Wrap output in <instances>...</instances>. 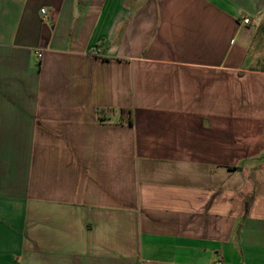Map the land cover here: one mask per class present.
I'll return each mask as SVG.
<instances>
[{"label": "crops", "instance_id": "obj_1", "mask_svg": "<svg viewBox=\"0 0 264 264\" xmlns=\"http://www.w3.org/2000/svg\"><path fill=\"white\" fill-rule=\"evenodd\" d=\"M219 261L264 264V0H0V264Z\"/></svg>", "mask_w": 264, "mask_h": 264}, {"label": "built area", "instance_id": "obj_2", "mask_svg": "<svg viewBox=\"0 0 264 264\" xmlns=\"http://www.w3.org/2000/svg\"><path fill=\"white\" fill-rule=\"evenodd\" d=\"M41 12H42L43 14H45V13H46V10H45V9H42ZM243 21H244L245 24H249V23L251 22L249 18H244ZM41 57H42V54H41V53H38V54H37V57H36V61H37L38 63L40 62ZM217 264H223V262H222V261H219V262H217Z\"/></svg>", "mask_w": 264, "mask_h": 264}, {"label": "trees", "instance_id": "obj_3", "mask_svg": "<svg viewBox=\"0 0 264 264\" xmlns=\"http://www.w3.org/2000/svg\"><path fill=\"white\" fill-rule=\"evenodd\" d=\"M123 113H126V110H123ZM128 113V122L131 123L132 122V117H131V112H127Z\"/></svg>", "mask_w": 264, "mask_h": 264}, {"label": "rangeland", "instance_id": "obj_4", "mask_svg": "<svg viewBox=\"0 0 264 264\" xmlns=\"http://www.w3.org/2000/svg\"><path fill=\"white\" fill-rule=\"evenodd\" d=\"M262 65V64H261ZM258 113L260 114L261 112L260 111H258Z\"/></svg>", "mask_w": 264, "mask_h": 264}]
</instances>
